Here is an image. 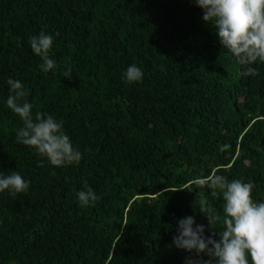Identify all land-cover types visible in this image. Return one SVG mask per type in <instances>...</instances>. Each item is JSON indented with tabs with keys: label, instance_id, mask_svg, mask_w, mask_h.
I'll use <instances>...</instances> for the list:
<instances>
[{
	"label": "trees",
	"instance_id": "1",
	"mask_svg": "<svg viewBox=\"0 0 264 264\" xmlns=\"http://www.w3.org/2000/svg\"><path fill=\"white\" fill-rule=\"evenodd\" d=\"M202 16L194 0H0V172L30 181L0 192V264H184L195 253L173 244L180 219L223 230L202 212L222 217V194L201 179L250 181L264 202V63L241 76ZM41 31L54 38L48 72L30 47ZM131 64L142 81L124 79ZM9 78L33 118L64 121L78 164L16 140ZM85 183L101 198L81 207Z\"/></svg>",
	"mask_w": 264,
	"mask_h": 264
},
{
	"label": "clouds",
	"instance_id": "2",
	"mask_svg": "<svg viewBox=\"0 0 264 264\" xmlns=\"http://www.w3.org/2000/svg\"><path fill=\"white\" fill-rule=\"evenodd\" d=\"M194 3L203 10V21L215 28L221 46L237 58L240 65L246 66L240 75H259L252 65L257 61L264 63V0H194ZM53 39L44 31L30 37L31 50L40 57L42 63L39 67L43 72L56 67V61L50 58ZM71 75V69L67 68L64 76L70 78ZM143 75L140 67L131 64L124 72V79L128 83L139 82ZM7 83L12 94L7 97L6 104L23 123L16 130V140L34 149L54 167L78 164L82 153L73 147L64 130V121L39 112L33 118V104L27 99L29 90L19 80L9 78ZM38 166L43 167V163ZM199 183L222 194V217L211 206L202 212L208 226L220 221L223 230L218 232L219 239L216 240L212 235L205 236L204 225L193 226L194 217L180 219L173 244L178 249L195 253V258L186 257L184 264H213V261L215 264H250V261L251 264H264V202L252 199L254 183L242 179L229 181L217 174L201 179ZM29 186L30 181L17 171L7 175L0 172V192L8 190L15 196L26 193ZM84 188L76 194L81 207L101 198L86 183Z\"/></svg>",
	"mask_w": 264,
	"mask_h": 264
}]
</instances>
